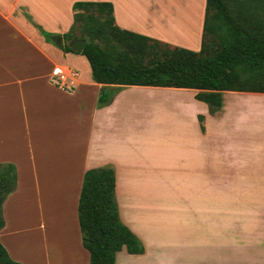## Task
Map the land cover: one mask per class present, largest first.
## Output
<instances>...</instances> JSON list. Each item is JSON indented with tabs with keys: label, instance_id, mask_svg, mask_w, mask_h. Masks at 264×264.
Wrapping results in <instances>:
<instances>
[{
	"label": "crops",
	"instance_id": "1",
	"mask_svg": "<svg viewBox=\"0 0 264 264\" xmlns=\"http://www.w3.org/2000/svg\"><path fill=\"white\" fill-rule=\"evenodd\" d=\"M75 2L110 3L121 30L201 48L205 0L199 9L176 1L173 12L147 1L0 0V164L16 170L2 205L9 257L88 264L81 185L87 170L110 166L120 220L143 246L117 252L114 264H264V93L223 92L210 114L195 99L201 90L123 86L98 108L101 89L118 86L95 83L84 56L53 44L64 45ZM38 28L61 38L47 41ZM133 107L150 113L133 119Z\"/></svg>",
	"mask_w": 264,
	"mask_h": 264
},
{
	"label": "trees",
	"instance_id": "2",
	"mask_svg": "<svg viewBox=\"0 0 264 264\" xmlns=\"http://www.w3.org/2000/svg\"><path fill=\"white\" fill-rule=\"evenodd\" d=\"M252 3L263 9H235L234 0H205L198 52L171 48L119 29L114 24L112 5L104 2H75L73 23L62 36L64 45L53 44L66 53L78 54L68 43L85 41L80 55L89 64L91 79L97 84L118 86L101 89L98 108L108 105L120 87L145 86L201 90L195 99L214 114L222 108L223 92L264 93V15L258 14L264 13V0ZM38 30L47 41L61 38ZM15 189V167L0 164V230L4 227L2 205ZM77 215L88 264H114L115 254L122 249L133 255L143 253L138 238L120 220L112 167L84 173ZM0 264H19L9 257L1 243Z\"/></svg>",
	"mask_w": 264,
	"mask_h": 264
},
{
	"label": "rangeland",
	"instance_id": "3",
	"mask_svg": "<svg viewBox=\"0 0 264 264\" xmlns=\"http://www.w3.org/2000/svg\"><path fill=\"white\" fill-rule=\"evenodd\" d=\"M146 1L148 3H151V4L156 3L158 9H165L167 11L169 9H172L171 11L169 10L170 12H173V11L177 10V7L176 6L177 5L179 6V4L180 5L183 4V7L186 6L187 9H199V7H200V0H128L127 3H128V7H130V9H143V5H144V3ZM176 1H177V4H176ZM247 1L249 3L247 5H245L244 2L243 3H240V2H237V0H234V2H235V9H263L258 4L252 3V0H247ZM185 3H187V4L184 5ZM175 4H176V6H174ZM258 14L259 15H264V13H262L260 11L258 12ZM177 27H178V29H180V28L183 27V24L182 23H179V25H177V26H174V25L172 26V28L174 29V31L176 30ZM211 37H214V36L211 35ZM206 39H207V42L210 41V33L207 34ZM145 96L146 95H143L142 97H138V98L132 100L130 103L131 104H134V103L140 102L142 99H145L144 98ZM133 108H134V110L133 111L131 110V114L134 115V118L133 119H135V118H138V119L143 118V117H145V113H150L148 108H144V111H141L140 108H137L136 110H135L136 107H133ZM243 245H245V243H243ZM261 263L256 262V261H253V260H247V259H245L241 264H261Z\"/></svg>",
	"mask_w": 264,
	"mask_h": 264
},
{
	"label": "water",
	"instance_id": "4",
	"mask_svg": "<svg viewBox=\"0 0 264 264\" xmlns=\"http://www.w3.org/2000/svg\"><path fill=\"white\" fill-rule=\"evenodd\" d=\"M86 42L83 40H74L68 43V46L71 47L76 53L80 54L85 46Z\"/></svg>",
	"mask_w": 264,
	"mask_h": 264
},
{
	"label": "built area",
	"instance_id": "5",
	"mask_svg": "<svg viewBox=\"0 0 264 264\" xmlns=\"http://www.w3.org/2000/svg\"><path fill=\"white\" fill-rule=\"evenodd\" d=\"M69 76L71 77H75L76 74L75 73H72V72H68ZM53 82L58 85V86H61V87H64L65 88V85H61L60 81L63 80V74L60 72V71H55L54 72V75H53Z\"/></svg>",
	"mask_w": 264,
	"mask_h": 264
}]
</instances>
